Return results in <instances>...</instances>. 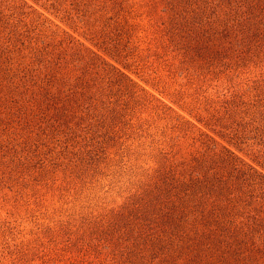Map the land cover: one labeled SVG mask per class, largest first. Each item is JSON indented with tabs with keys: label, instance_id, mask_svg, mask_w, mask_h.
<instances>
[{
	"label": "rangeland",
	"instance_id": "374dc122",
	"mask_svg": "<svg viewBox=\"0 0 264 264\" xmlns=\"http://www.w3.org/2000/svg\"><path fill=\"white\" fill-rule=\"evenodd\" d=\"M0 264H264V0H0Z\"/></svg>",
	"mask_w": 264,
	"mask_h": 264
}]
</instances>
